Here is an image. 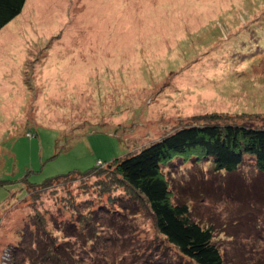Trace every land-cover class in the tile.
I'll return each instance as SVG.
<instances>
[{
  "label": "rangeland",
  "instance_id": "obj_1",
  "mask_svg": "<svg viewBox=\"0 0 264 264\" xmlns=\"http://www.w3.org/2000/svg\"><path fill=\"white\" fill-rule=\"evenodd\" d=\"M212 113L264 128V0H27L0 30V264L18 245L12 264L36 259L24 226L37 212L58 242L92 216L98 264H192L122 190L101 192L106 174L60 180L32 205L25 184L88 172ZM243 161L227 174L181 159L163 173L224 264H264V176ZM84 233L65 239L75 259Z\"/></svg>",
  "mask_w": 264,
  "mask_h": 264
},
{
  "label": "trees",
  "instance_id": "obj_2",
  "mask_svg": "<svg viewBox=\"0 0 264 264\" xmlns=\"http://www.w3.org/2000/svg\"><path fill=\"white\" fill-rule=\"evenodd\" d=\"M26 1L0 0V30L22 12ZM206 119L208 122L203 125L183 127L138 151L130 152L121 159L105 164L98 161L104 164L100 168L95 166L85 173L48 179L41 185L25 184L27 196L24 200L28 199V204L32 205L42 192L60 180L106 174V178H103L105 180L96 183L101 192L111 193L117 189L122 190L124 196L131 200L133 209L140 207L146 210L151 215L158 235L175 250L179 257L185 258L192 264H224L219 249L213 243L211 229L204 228L191 219L187 204L172 203V193L163 173V167L172 164L175 160H192L196 164L206 162L214 173L229 174L237 171L245 158H251L254 160L257 172L264 176V128L230 122L221 123L218 120L223 119L216 113L208 115ZM120 209L117 215L124 216L128 212L124 205ZM77 223L85 231L86 239L83 240V244L90 245V249L84 253L86 254L84 260L80 251H75V255H79L78 259L71 255L73 248L65 240L73 237V234L81 237L82 230H77L76 220L69 225V228L74 226V232L65 234L64 240L58 242L57 237L47 230V222L38 212L30 216L24 228L29 230L32 241L35 233L34 239L35 242L37 241L34 243L37 249L31 253L36 259H32L31 264H79L80 262L86 264L87 260L92 261L90 264H98L95 255L100 245L92 247L95 243L91 241L98 236L94 232L96 221L92 216L80 214ZM122 227L126 226L119 224V228ZM19 246L6 249L11 259L8 264H12L13 253L19 249ZM81 257L82 261H80ZM149 264L170 263L162 259L152 260Z\"/></svg>",
  "mask_w": 264,
  "mask_h": 264
},
{
  "label": "built area",
  "instance_id": "obj_3",
  "mask_svg": "<svg viewBox=\"0 0 264 264\" xmlns=\"http://www.w3.org/2000/svg\"><path fill=\"white\" fill-rule=\"evenodd\" d=\"M98 166H102V164L100 162H98ZM5 256H7L5 259H8V261L6 262L8 264L9 261H10L9 252L8 251L5 252Z\"/></svg>",
  "mask_w": 264,
  "mask_h": 264
},
{
  "label": "bare ground",
  "instance_id": "obj_4",
  "mask_svg": "<svg viewBox=\"0 0 264 264\" xmlns=\"http://www.w3.org/2000/svg\"><path fill=\"white\" fill-rule=\"evenodd\" d=\"M21 41V40H20Z\"/></svg>",
  "mask_w": 264,
  "mask_h": 264
}]
</instances>
